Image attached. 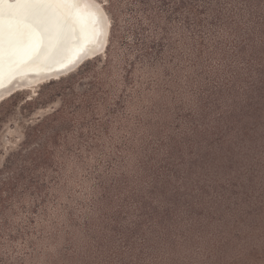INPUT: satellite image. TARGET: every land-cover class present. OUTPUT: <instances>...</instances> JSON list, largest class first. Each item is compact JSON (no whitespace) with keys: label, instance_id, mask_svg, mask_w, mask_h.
Listing matches in <instances>:
<instances>
[{"label":"rangeland","instance_id":"obj_1","mask_svg":"<svg viewBox=\"0 0 264 264\" xmlns=\"http://www.w3.org/2000/svg\"><path fill=\"white\" fill-rule=\"evenodd\" d=\"M126 1L116 27L106 12L112 28L103 55L56 81L17 92L8 112H1L0 168L38 116L60 109L64 124L52 123L59 130L52 169L23 174L44 179L45 194L23 195L0 215V264H264L263 179L250 203L234 205L228 196L230 203L214 206L195 193V215L180 207L166 224L136 205L149 196L143 160L155 149L154 165L161 168V140L189 134L182 117L195 110L194 98L218 62L214 56L193 69L190 51L180 43L194 36L180 22L171 27L176 48L165 43L153 49L160 36ZM85 92L93 96L77 98ZM25 98L38 101L23 109ZM240 192L238 198H247Z\"/></svg>","mask_w":264,"mask_h":264},{"label":"trees","instance_id":"obj_2","mask_svg":"<svg viewBox=\"0 0 264 264\" xmlns=\"http://www.w3.org/2000/svg\"><path fill=\"white\" fill-rule=\"evenodd\" d=\"M122 1L104 2L113 27L118 23ZM126 2L138 7V17L145 16L155 36H160L151 42L153 49H164L166 43L169 50H174L171 27L180 22L182 30L194 36L180 43L190 51L193 69L204 61L211 62L214 56L218 62V68L194 98L195 110L182 117L189 134L179 140L172 137L161 140L160 149L164 150V158L159 162L161 168L154 165L155 149L143 160L142 176L150 181L149 196L136 199V205L146 209L149 217L155 216L161 224H166L180 207L185 208L188 216L195 215L194 204L190 203L195 193L203 203L207 201L214 206L230 203L228 196L234 198V205L250 203L252 194L259 192L258 180H264V0ZM139 31L144 29L140 26ZM91 78L98 79V74ZM19 96L14 93L0 103V124L5 118L1 112H8ZM79 96L87 99L93 95L77 93ZM37 101L25 98L21 107L30 108ZM84 103L90 105L87 100ZM62 114L58 109L38 116L35 124L27 126L23 140L9 149L0 168V215H6L8 204L23 195L37 198L45 194L44 179L26 178L23 174L40 169L49 172L54 166L50 161L54 152L51 145L59 130L52 123L62 120ZM223 182L228 183L225 186ZM240 191L247 198H238L243 194ZM157 203L165 209L158 212L153 207Z\"/></svg>","mask_w":264,"mask_h":264},{"label":"snow or ice","instance_id":"obj_3","mask_svg":"<svg viewBox=\"0 0 264 264\" xmlns=\"http://www.w3.org/2000/svg\"><path fill=\"white\" fill-rule=\"evenodd\" d=\"M84 3L85 10H80ZM88 0H0V69L5 55L9 62L21 54L39 55L63 29L75 21L83 29L92 22Z\"/></svg>","mask_w":264,"mask_h":264},{"label":"bare ground","instance_id":"obj_4","mask_svg":"<svg viewBox=\"0 0 264 264\" xmlns=\"http://www.w3.org/2000/svg\"><path fill=\"white\" fill-rule=\"evenodd\" d=\"M80 10H85L84 3L80 4ZM87 11L92 13V22L88 25L87 29H83L74 20L69 21V26L67 27V32L71 37L68 49H74V52L82 53L79 55L74 53L69 56L65 52L50 60L47 65L38 64L44 58L43 54L45 50L39 55L28 53L26 56L20 55L21 57H16L11 63L8 61V69L10 71L0 80V84L6 82L15 73L29 72L36 68L44 69V73L25 74L14 79L9 85L0 89V103L19 91L29 90L35 86L65 77L75 72L86 61L105 53L109 40L111 22L104 10V5L96 0H88ZM76 56L77 58L74 60Z\"/></svg>","mask_w":264,"mask_h":264},{"label":"water","instance_id":"obj_5","mask_svg":"<svg viewBox=\"0 0 264 264\" xmlns=\"http://www.w3.org/2000/svg\"><path fill=\"white\" fill-rule=\"evenodd\" d=\"M64 35L61 41H57L56 39H53V41L47 46V48L44 51V58H42L41 62L38 64H42V65H47L49 63L50 60H53L54 58H56V56L62 55L63 53L67 52L66 54H68L69 56L71 54H81L82 52L77 53L74 52V49H68L69 47V42L71 41V37L69 35V33L67 32V28L63 29ZM26 56V54H21V56ZM65 55V54H64ZM20 56V57H21ZM77 58L74 57V60ZM19 59V58H18ZM58 60V59H57ZM8 57L7 55L4 58V62L2 66V69H0V80L10 71L8 69ZM55 62V61H53ZM40 73H44V69H40V68H36L33 69L29 72L24 71V72H20V73H15L12 76H10L8 78V80L2 84H0V89L6 87L7 85H9L14 79H17L18 77L25 75V74H40Z\"/></svg>","mask_w":264,"mask_h":264}]
</instances>
